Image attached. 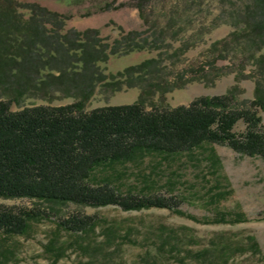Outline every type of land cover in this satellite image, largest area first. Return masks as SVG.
Here are the masks:
<instances>
[{
    "label": "rangeland",
    "instance_id": "374dc122",
    "mask_svg": "<svg viewBox=\"0 0 264 264\" xmlns=\"http://www.w3.org/2000/svg\"><path fill=\"white\" fill-rule=\"evenodd\" d=\"M18 1L11 8L0 0V71L10 75H0V99L14 110L79 100L88 111L140 100L147 110L165 109L230 90L236 103L246 106L256 82L264 84V26L258 24L264 23V7L256 0H147L141 6L139 0ZM106 3L111 7L102 9ZM245 128L239 121L235 130ZM212 149L221 159L218 169L208 157ZM151 170L155 182H146L141 173ZM107 175L122 193L182 196L180 208L200 221L160 207L56 204L52 215L31 222L27 233L0 232L3 264H264L263 158L207 143L192 155L148 156L99 174ZM37 203L0 198V205L14 209ZM219 211H242L247 220L203 221ZM73 214L93 215L95 231L58 230L60 219ZM108 230L115 235L110 242ZM54 236L65 247L59 259L47 248ZM250 237L260 252L250 246ZM211 246L212 254L197 255ZM223 247L231 252L228 263L220 261Z\"/></svg>",
    "mask_w": 264,
    "mask_h": 264
},
{
    "label": "trees",
    "instance_id": "16d2710c",
    "mask_svg": "<svg viewBox=\"0 0 264 264\" xmlns=\"http://www.w3.org/2000/svg\"><path fill=\"white\" fill-rule=\"evenodd\" d=\"M5 1L11 8L21 3L18 0ZM57 1L71 3L74 0ZM143 1L147 0H139L140 6ZM256 1L264 7V0ZM22 3L54 17L61 15L39 1ZM110 7L111 3H106L102 9ZM11 24L19 28L17 24ZM258 24L264 26L263 21ZM2 62L0 60L1 70ZM0 75L10 76L5 70L0 71ZM263 85L262 81L256 82L254 99L246 106L236 103L235 90L201 96L187 105L154 110H147L141 100L90 111L86 110L85 100L14 110L10 101L0 99V198H29L38 202L33 208L14 209L0 205V232L7 236L25 234L31 222L50 217L55 205L61 203L95 207L116 204L124 210L168 208L200 221L180 208L182 196L133 191L122 193L108 175L99 174L103 170L115 169L117 165L142 162L148 156L192 155L207 143L227 144L243 155L264 159ZM239 121L246 124L243 133L235 130ZM208 157L216 169L221 166L215 150L212 149ZM152 168L158 169L157 166ZM151 173L152 170L141 173L142 179L155 182ZM40 203L50 205L48 212L39 206ZM246 220L242 211H219L214 218H204L203 221L227 223ZM96 226L97 219L93 215L76 214L60 219L57 224L58 230L72 233L94 232ZM170 230L175 233V230ZM113 237V230H108L106 241L110 242ZM249 240L253 250L260 252L255 238L250 237ZM55 245L54 236L47 248L59 259L64 255L65 247ZM215 251L211 246L197 255L204 257ZM218 251L220 261L228 263L230 249L223 247ZM6 259L7 256L0 253V264Z\"/></svg>",
    "mask_w": 264,
    "mask_h": 264
}]
</instances>
